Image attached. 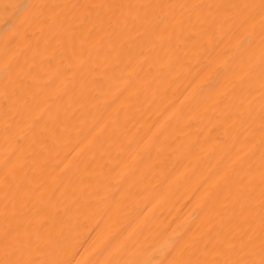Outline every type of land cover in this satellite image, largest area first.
<instances>
[{
    "label": "bare ground",
    "instance_id": "1",
    "mask_svg": "<svg viewBox=\"0 0 264 264\" xmlns=\"http://www.w3.org/2000/svg\"><path fill=\"white\" fill-rule=\"evenodd\" d=\"M22 2L5 0L0 27L13 19ZM121 2L56 0L51 18L67 16L69 27L79 31L56 39L46 37L42 27L21 34L12 59L31 50L30 67L36 72L26 98L12 110V116L0 120V188L15 190L22 176L39 175L28 166L47 145L36 143L35 137L45 132L51 135L52 130L41 125L34 134L33 129L42 118L47 122L49 109L58 106L72 87L70 81L85 75L88 87L82 81L76 96H87L91 88L95 99L73 109L82 115L75 135L95 130L67 159L63 156L70 141H65L61 160L53 164L58 165L55 176L46 182H28L19 205L0 201L4 214L0 219L7 224L22 206L30 215L12 242L27 239L38 229L47 234L45 245L70 234L65 248L73 264H97V259L99 264H111L130 238L155 218L151 236L159 238L160 248L188 234L167 264H223L229 252L264 237V113L256 105L258 94L246 93L235 107L230 104L251 68L264 58V30L258 20L245 22L249 0H151L158 14L177 4L187 8L171 27L162 25L154 40L144 39L142 52L128 59L129 49L145 36L154 18L121 34L126 14L108 7ZM205 4L213 11L232 5L221 15L214 33L207 35L198 11ZM92 13L100 14V19L86 23ZM189 20V30L181 36L177 26ZM114 35L118 37L115 43H108ZM249 35L257 37V47L230 72ZM74 36H79L75 44ZM169 44L183 48L185 59L161 90L162 99L154 100L161 67L172 57L168 55L163 64L157 60L164 55L161 49L169 51ZM66 53L72 55V64L61 75L62 65H68ZM97 57L100 65L93 64L89 74L87 65ZM115 68L123 71L105 76ZM217 78L220 86L207 92ZM96 81H103V87H97ZM125 125L130 132L119 135ZM101 138L107 141L103 149L91 151ZM85 157L73 183L55 192L58 178ZM9 250L8 244L0 245V253Z\"/></svg>",
    "mask_w": 264,
    "mask_h": 264
},
{
    "label": "clouds",
    "instance_id": "2",
    "mask_svg": "<svg viewBox=\"0 0 264 264\" xmlns=\"http://www.w3.org/2000/svg\"><path fill=\"white\" fill-rule=\"evenodd\" d=\"M56 0H23L22 3L15 9V16L3 27H0V120L6 117L12 116V110L18 108L20 102L26 98V94L33 87L31 81L36 69L30 67V55L29 52H25L16 59L12 57L16 53V45L21 36L27 35L29 31L34 28L42 27L46 37L56 39L59 36L67 35V33H76L79 31L75 27H69V18L67 16L57 17L53 20L52 14L55 12ZM5 6V0H0V8ZM109 8L114 11H119L126 14V23L123 25L121 34L127 32L130 28H134L136 24L142 23L149 17H153L152 25L145 33V36L137 41L136 44L131 47L127 53V58L132 59L137 53L142 52L141 44L144 39L154 40L160 35V29L162 25L172 26L177 15L185 14L187 5L177 4L171 8L165 14H158L155 9L157 5L152 3L151 0H122L118 5H108ZM232 7L231 4H226L219 9L213 11L212 7L205 4L198 10L200 16L204 19L206 31L208 33H214L217 23H219L220 17L223 12ZM208 11V15L205 17L204 12ZM100 14H103V9L100 10ZM100 14L92 13L86 18V23H92L95 20L100 19ZM245 22L258 20L260 22V28L264 30V0H249L247 7L243 13ZM17 21H20L17 25ZM191 20L186 24L178 25L177 28L180 31L181 36L184 32L189 30ZM175 31V30H174ZM118 37L113 36L112 40L108 43H115ZM79 39V36L73 37V44L75 40ZM257 47V37L249 35L241 44V51L236 61H233L229 71H234L237 63H243L245 58ZM169 51L164 53L157 60V63L163 64V60L171 55L172 59L166 66L161 67L158 77V88L156 89V95L154 100H161L160 92L164 89L165 85L170 81L172 76L176 73L178 66L185 59L183 48L176 46L175 44L168 45ZM81 53L87 54L86 48L79 49ZM64 59L68 62V65H62L65 70L61 72V75H65L67 67L72 64V55L65 54ZM100 65L99 58L89 61L87 65L89 74L93 71L92 65ZM83 71V69L81 70ZM123 71L122 68H115L111 73H105V76H114L116 72ZM186 79V77H185ZM84 82L85 87H88V76L85 75L75 81H70L72 87L69 88L63 97L59 100V104L54 105L49 109L47 113V122L42 118L37 122L36 128L33 129L35 134L37 129L41 125L47 129L51 128V135L47 132L40 136L35 137L36 143H45L47 145L44 152L36 154L28 168L30 172H38L39 175H25L20 178V187L18 189L9 188L4 190L0 188V201H6L14 205H19L21 199V192L24 186L35 180L46 182L55 176L58 165L53 167L56 161L61 160L63 149L61 145L65 144V141H70L67 144V155L63 156V159H67L71 156L81 144L87 140L88 136L95 129L92 128L87 135L80 132L79 135H75L78 127L79 120L82 115L79 111L73 112L77 104H91L95 99V93L91 88L88 91L87 96H81L77 98V89L81 86V82ZM97 87H103V81L95 82ZM221 84L220 79H214L208 86L206 91L214 92ZM239 91L233 96L230 101L232 107H235L237 102H242L245 98V94L256 95L258 94V105L264 113V58L260 60L258 64H255L248 73L247 78L241 85L238 86ZM151 95V90L149 91ZM203 93H201V102H204ZM110 107V106H109ZM29 109H25V114H29ZM72 113L69 118L68 114ZM66 121V122H65ZM130 132L127 125L119 130V135H126ZM11 135V132L9 133ZM107 141L103 138L98 139L97 145L91 151L99 153L103 149V145ZM85 158L74 162L73 167L70 168L64 175L58 178L53 190L57 193L66 189L68 185H71L77 175L82 170L85 164ZM53 202L48 201V207H52ZM47 208L41 209L46 211ZM15 215L7 224L4 220L0 219V245L8 244L9 251L7 253H0V264H73V260L67 256V250L65 245L70 242V234L65 238H55L45 245V241L48 238L47 234L43 230H36L30 232L28 238L25 240L15 239L20 229L24 227V222L30 215V211H26L22 206L17 207ZM4 214L0 212V217ZM261 225L264 226V218L261 219ZM155 229V218L146 222L145 226L125 244V246L113 256L111 264H167L168 258L181 246L184 239L187 237L185 233L184 237L179 240H169L167 245L160 248L158 247L159 238L152 239L151 233ZM191 229H189V232ZM162 235H166L162 234ZM11 242V243H10ZM111 247V245L109 246ZM251 248V251H249ZM108 249H105L107 252ZM162 253L164 259L161 258ZM43 255V259H36V256ZM103 256V253L100 254ZM228 258L223 264H264V237L254 244H243L238 252H229ZM97 264L99 260L97 259ZM189 264H199L196 261H189Z\"/></svg>",
    "mask_w": 264,
    "mask_h": 264
}]
</instances>
